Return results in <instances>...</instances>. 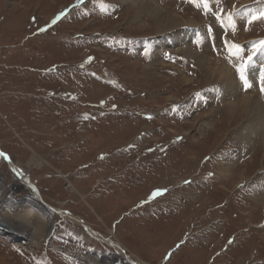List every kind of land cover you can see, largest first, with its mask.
<instances>
[{"label":"rangeland","instance_id":"rangeland-1","mask_svg":"<svg viewBox=\"0 0 264 264\" xmlns=\"http://www.w3.org/2000/svg\"><path fill=\"white\" fill-rule=\"evenodd\" d=\"M211 6L240 10L235 34L185 0H0V207L22 218L34 198L53 219L37 246L0 237V264H90L118 252L108 241L139 264H264L261 137L181 52L264 108L225 46L246 59L264 20L246 24L257 0Z\"/></svg>","mask_w":264,"mask_h":264},{"label":"bare ground","instance_id":"bare-ground-1","mask_svg":"<svg viewBox=\"0 0 264 264\" xmlns=\"http://www.w3.org/2000/svg\"><path fill=\"white\" fill-rule=\"evenodd\" d=\"M142 5L144 7H141L139 9L140 11L142 12L145 10L149 11L148 9L150 7L149 4L143 3ZM156 18L159 22L157 23V26L159 28L161 26H166L169 22V19H166L164 17L162 18L160 15H156ZM171 24L173 25V23ZM181 52L184 54L185 57L193 58L197 67H199V69L202 71L205 78H207L208 80L217 79L216 82L218 84H221L220 85L221 91H231V94L228 95V98L229 99L234 98V101L233 103H230L228 107L229 109L232 110L231 114L235 113V115H232V117H235L236 115L238 116L241 113L245 114L246 115V121H245L246 126H248L249 128L247 133L248 134L254 133L255 134L254 136L257 138L258 136H260L262 145L264 147V108L260 104L259 99L255 100L254 98L253 99L243 98V99L237 100V97H238V94L236 93L237 85L235 84V80L231 74V71L227 67L226 68L224 67L223 69H221L222 67L214 68L213 67L214 64L211 65L210 63H207L206 61H204V59L201 56L190 51L189 49H183ZM263 58L264 57L261 56L257 59L255 58V60L262 61ZM255 66L256 65L254 63V66H252L251 69L249 70L247 69L246 73L248 75H252V73L255 72L257 75V77L256 76L255 77L260 78L261 73L257 70ZM260 86H261V82H260ZM260 92L264 99V92L262 91ZM38 161H40L38 158L36 159L33 157L30 160L31 166L35 167V164L38 163ZM31 166L29 165V163L25 165L20 164L16 166L17 168L18 167L21 168L20 170H18L19 172H18L17 177H19L18 181L20 180L22 185L24 183H27V175H28V171L31 168ZM39 205L35 201L34 198L33 200H29L26 203L22 204L20 206V208L24 210L23 211L24 215L21 216L22 218H20L18 215H17L18 216L17 218L10 217L11 214H14V215L16 214V213H12L13 211H15L14 205L8 204L5 206H1L0 207V228L5 229L3 226H6L8 228V232H5L4 230L3 231L0 230V235H1L0 237H3L4 239H9L11 241L20 240V243L23 245H33V246L34 245L37 246L43 237L48 238L50 231L52 229V226H53L52 214L50 213V210H45L44 208L39 207ZM103 240L106 241L107 239H103ZM112 243H113V246L118 251L116 254H112L108 256L107 259H100V256L90 257L89 258L90 259L89 262H91L90 264H139L136 260L135 262L133 259H131V257L125 255L124 251L119 247L118 244L108 241L109 245H112Z\"/></svg>","mask_w":264,"mask_h":264},{"label":"snow or ice","instance_id":"snow-or-ice-1","mask_svg":"<svg viewBox=\"0 0 264 264\" xmlns=\"http://www.w3.org/2000/svg\"><path fill=\"white\" fill-rule=\"evenodd\" d=\"M185 2L194 5L197 9L202 10L205 14L214 15L217 22L225 29H231L233 34L236 31L235 16L240 14V10L233 6L232 12H225L222 7H218L215 11L212 8L213 0H185ZM219 5L220 0H214ZM258 7L254 11L247 12L246 24L251 25L254 22L264 20V0H257ZM247 29V26L245 28ZM208 34H212V29L209 27ZM225 46L229 51L230 56H235L241 59V63L237 66L236 70L243 81L245 89L250 88L251 84L246 78V68L253 61V58L257 54L264 55V40L251 42L249 54L246 59L241 56L243 49L240 45L225 41ZM261 91L264 92V70L261 71L260 75ZM5 159L8 157L4 153H0ZM159 194V193H157Z\"/></svg>","mask_w":264,"mask_h":264}]
</instances>
